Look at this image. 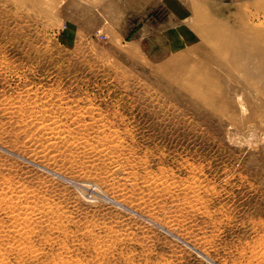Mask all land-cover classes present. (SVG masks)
Wrapping results in <instances>:
<instances>
[{
	"label": "rangeland",
	"instance_id": "374dc122",
	"mask_svg": "<svg viewBox=\"0 0 264 264\" xmlns=\"http://www.w3.org/2000/svg\"><path fill=\"white\" fill-rule=\"evenodd\" d=\"M0 264H264V0H0Z\"/></svg>",
	"mask_w": 264,
	"mask_h": 264
}]
</instances>
